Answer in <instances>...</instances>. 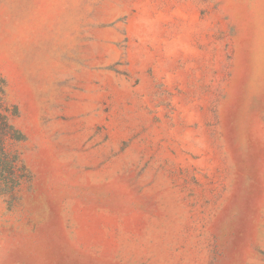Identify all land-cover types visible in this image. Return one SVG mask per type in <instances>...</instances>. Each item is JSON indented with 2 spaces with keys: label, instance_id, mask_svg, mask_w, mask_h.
<instances>
[{
  "label": "rangeland",
  "instance_id": "obj_1",
  "mask_svg": "<svg viewBox=\"0 0 264 264\" xmlns=\"http://www.w3.org/2000/svg\"><path fill=\"white\" fill-rule=\"evenodd\" d=\"M0 114V264H264V0H0Z\"/></svg>",
  "mask_w": 264,
  "mask_h": 264
},
{
  "label": "trees",
  "instance_id": "obj_2",
  "mask_svg": "<svg viewBox=\"0 0 264 264\" xmlns=\"http://www.w3.org/2000/svg\"><path fill=\"white\" fill-rule=\"evenodd\" d=\"M0 121L3 122L0 123V144L2 138H4L11 131L19 135L18 131L14 130L13 126L6 121L5 116L2 114H0ZM12 168V163L7 160L5 152H3V149L0 147V187H2L0 190L3 189L2 191H7L6 189L10 188L9 185L12 175Z\"/></svg>",
  "mask_w": 264,
  "mask_h": 264
}]
</instances>
